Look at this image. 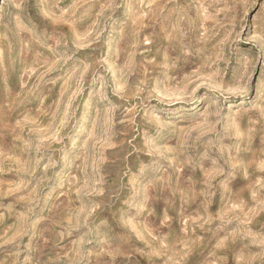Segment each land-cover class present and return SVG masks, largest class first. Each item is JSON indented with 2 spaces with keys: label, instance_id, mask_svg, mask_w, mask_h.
<instances>
[{
  "label": "rangeland",
  "instance_id": "374dc122",
  "mask_svg": "<svg viewBox=\"0 0 264 264\" xmlns=\"http://www.w3.org/2000/svg\"><path fill=\"white\" fill-rule=\"evenodd\" d=\"M0 264H264V0H0Z\"/></svg>",
  "mask_w": 264,
  "mask_h": 264
}]
</instances>
